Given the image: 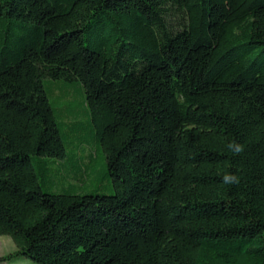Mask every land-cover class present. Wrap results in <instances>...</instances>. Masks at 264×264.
Instances as JSON below:
<instances>
[{
    "label": "trees",
    "instance_id": "16d2710c",
    "mask_svg": "<svg viewBox=\"0 0 264 264\" xmlns=\"http://www.w3.org/2000/svg\"><path fill=\"white\" fill-rule=\"evenodd\" d=\"M0 235V263L264 264V0H0Z\"/></svg>",
    "mask_w": 264,
    "mask_h": 264
},
{
    "label": "rangeland",
    "instance_id": "374dc122",
    "mask_svg": "<svg viewBox=\"0 0 264 264\" xmlns=\"http://www.w3.org/2000/svg\"><path fill=\"white\" fill-rule=\"evenodd\" d=\"M110 191L109 189H105ZM17 248L13 239L9 235H0V258L13 252ZM0 264H40L34 261L32 258L24 255H18L11 259H8Z\"/></svg>",
    "mask_w": 264,
    "mask_h": 264
},
{
    "label": "clouds",
    "instance_id": "9594fccd",
    "mask_svg": "<svg viewBox=\"0 0 264 264\" xmlns=\"http://www.w3.org/2000/svg\"><path fill=\"white\" fill-rule=\"evenodd\" d=\"M228 147L229 149H235L236 153L243 151V146L237 145L235 144V142L230 143ZM223 180L225 183H238L239 182V178L233 174H225V176L223 177Z\"/></svg>",
    "mask_w": 264,
    "mask_h": 264
}]
</instances>
